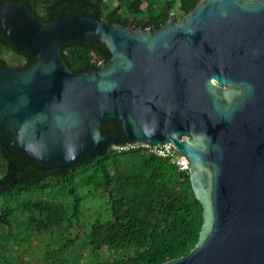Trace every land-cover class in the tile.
I'll use <instances>...</instances> for the list:
<instances>
[{
  "label": "water",
  "instance_id": "obj_1",
  "mask_svg": "<svg viewBox=\"0 0 264 264\" xmlns=\"http://www.w3.org/2000/svg\"><path fill=\"white\" fill-rule=\"evenodd\" d=\"M9 40L37 62L0 66V135L45 168L126 142L185 156L204 222L196 247L164 264H264V0H203L143 29L68 13L52 22L0 1ZM96 38L111 58L84 74L62 56Z\"/></svg>",
  "mask_w": 264,
  "mask_h": 264
},
{
  "label": "trees",
  "instance_id": "obj_2",
  "mask_svg": "<svg viewBox=\"0 0 264 264\" xmlns=\"http://www.w3.org/2000/svg\"><path fill=\"white\" fill-rule=\"evenodd\" d=\"M4 1V0H0ZM31 17L52 22L68 13L143 29L185 16L203 0H7ZM79 74L99 69L111 54L96 39L62 47ZM37 62L12 43L0 24V66ZM103 135L126 144L120 122L105 120ZM189 171L144 148L114 147L70 167L45 168L6 146L0 135V264H30L32 243L48 234L35 264H164L187 256L198 244L203 206ZM109 201L107 217L85 222L87 204ZM83 236V238H82ZM13 253H16L15 255Z\"/></svg>",
  "mask_w": 264,
  "mask_h": 264
},
{
  "label": "built area",
  "instance_id": "obj_3",
  "mask_svg": "<svg viewBox=\"0 0 264 264\" xmlns=\"http://www.w3.org/2000/svg\"><path fill=\"white\" fill-rule=\"evenodd\" d=\"M114 148L118 151H128L133 148H144L151 154L160 158L169 159L173 164L177 165L182 171H189L190 163L188 159L180 154V152L170 143L163 144L161 146H151L149 144H130L126 142L123 145H115Z\"/></svg>",
  "mask_w": 264,
  "mask_h": 264
},
{
  "label": "rangeland",
  "instance_id": "obj_4",
  "mask_svg": "<svg viewBox=\"0 0 264 264\" xmlns=\"http://www.w3.org/2000/svg\"><path fill=\"white\" fill-rule=\"evenodd\" d=\"M173 16L177 17V19L181 20L183 18V15L180 13L179 9L176 8L175 13L173 14ZM97 202H92L87 204V212H86V216H85V222L90 224L91 221H93L97 216H101L106 218L107 214L109 212V201L107 199H97ZM49 235L45 234L42 235V240L37 244H35L36 242L32 243V248L30 249V251H28V253H32L33 256L32 258H29L30 264H35L36 263V259L37 256L39 255V251L45 250L46 249V242L48 239ZM83 238V236H82ZM14 255L16 253H13Z\"/></svg>",
  "mask_w": 264,
  "mask_h": 264
}]
</instances>
